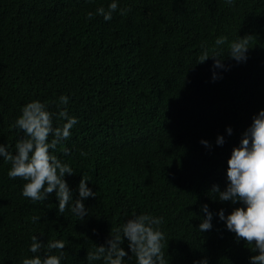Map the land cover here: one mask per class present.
<instances>
[{"label": "trees", "instance_id": "trees-1", "mask_svg": "<svg viewBox=\"0 0 264 264\" xmlns=\"http://www.w3.org/2000/svg\"><path fill=\"white\" fill-rule=\"evenodd\" d=\"M111 2L0 0V144L15 155L22 108L38 100L58 113L67 96L78 123L53 154L76 172L65 174L74 199L82 176L96 192L83 201L84 220L71 205L60 214L55 193L24 197L25 181L9 178L11 162L0 157V264L36 255L32 236L63 240L61 264H90L87 252L139 214L163 217L167 264H250L252 246L219 218L245 205L211 189L226 188L232 150L264 109V0H117L111 20L88 19ZM245 36L248 58L237 63L229 45ZM205 51L224 68L212 57L198 63ZM203 205L212 228L202 233ZM122 247L123 264H137Z\"/></svg>", "mask_w": 264, "mask_h": 264}, {"label": "clouds", "instance_id": "clouds-1", "mask_svg": "<svg viewBox=\"0 0 264 264\" xmlns=\"http://www.w3.org/2000/svg\"><path fill=\"white\" fill-rule=\"evenodd\" d=\"M227 2L231 3L232 0ZM117 10V0H112L107 8L98 7L95 13L89 12L88 19H92L94 15H102L104 20L109 21ZM119 11L123 14L126 10ZM226 41L227 37H218L215 44L223 45ZM249 41L250 36H245L232 42L229 45V57L237 63L246 62L251 47ZM209 57L214 59V67L224 68L222 58L209 55L207 51L201 55L198 63L206 62ZM217 78L214 72L213 79ZM68 101L67 96L62 95L59 98L60 105L64 107L58 113L48 111L46 105L38 100L27 103L15 121V128L23 133L15 145L16 153L13 155L5 145L0 144V157L11 162L7 173L9 178H21L25 181L22 192L24 197L33 202H42L55 193L60 214L71 205V212L84 220L88 209L83 201L89 197L95 198L96 192L87 186L90 180L82 176L78 186L79 197L74 199L65 174L74 175L76 172L53 154L58 145L70 138L71 129L78 123L77 118L68 113ZM54 116L56 120L64 121L62 125L54 126ZM227 131L231 135V127ZM202 143L208 145L207 141ZM216 143L223 144V136H218ZM227 181L224 190L219 185H214L211 193L216 194L215 198L221 202H243L245 206L234 208L226 217L221 209L219 218L226 222L227 229L235 233L237 240H243L252 246L249 249L255 254L250 256V264H264V109L253 117L252 124L243 133L240 145L233 148L228 160ZM202 211L206 216L198 230L203 233L212 228V213L207 205L202 206ZM38 219L34 217L33 222ZM162 224L163 217L135 215L127 219L115 233H110L106 244L96 245L93 251L87 252L86 259L90 264L99 260H103L104 264H123L124 258L129 256L122 247L126 240L137 264H167L164 251L165 233L160 227ZM31 239L29 250L36 255L25 258L22 264H61L65 248L63 240L45 244L37 236H32ZM53 250H57L59 255L52 254ZM198 264L208 262L205 259Z\"/></svg>", "mask_w": 264, "mask_h": 264}]
</instances>
